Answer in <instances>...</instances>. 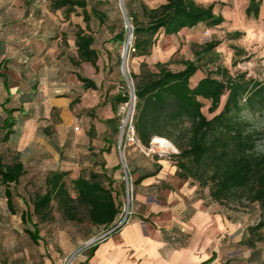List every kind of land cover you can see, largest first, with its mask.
<instances>
[{"label":"rangeland","instance_id":"374dc122","mask_svg":"<svg viewBox=\"0 0 264 264\" xmlns=\"http://www.w3.org/2000/svg\"><path fill=\"white\" fill-rule=\"evenodd\" d=\"M166 1L87 0L90 11L87 22L82 8L68 15L65 9L53 10L52 0H0V38L7 39L6 49L0 53L6 78L0 77V125L7 116L6 110L11 108L16 109L14 116L18 121L17 133L9 142L0 144V153L6 161L19 157L27 170L14 189L16 214L8 208L4 188L0 186V264H77L88 254L87 242L105 232L104 228L87 222L65 219L54 202L53 219L40 223L41 241L36 243L26 230L33 226L24 222L21 214L27 209L25 199L29 194L45 191V179L52 170L70 171L66 180L72 191L73 179L92 168L95 153L100 155L101 136L108 127L104 120L114 115L119 117L120 124L117 133L110 128L109 134L121 166L116 188L120 189L123 203L127 199L133 201L134 216L140 211L136 185L132 179L128 188L126 180V172L132 178L126 151L129 145L140 144L137 137L131 139L137 98L117 109H113L112 99L124 90V85L129 92L134 88L131 74L141 72L144 61L151 69L158 62L167 63L172 70L183 69L184 61L195 59L194 52L201 50L202 45L216 41L219 42L214 49L218 55L216 62L201 66L195 81L219 65L228 68L235 80L244 77L264 82V0L258 19L245 14L249 0H196L204 6L213 3L214 12L221 14L224 22L213 27L202 23L172 35L161 30L151 54L140 56L135 52L133 19L129 14L141 13L143 4L154 8ZM91 8L100 16L91 12ZM79 26L95 38L94 47L99 52L97 67L89 62L75 67L72 62L76 57L74 42ZM122 29L126 30L125 40L118 38ZM237 32L241 34L235 35ZM237 48L245 49V54H237ZM204 57L203 63L209 55ZM76 71L94 79L99 88H84ZM226 98L227 94L214 113L208 110L211 102L204 100V113L212 117L221 111ZM240 116L249 122V130L261 131L257 151L264 152V107L254 111L244 108ZM175 137L179 138L178 132ZM153 140L154 137L148 151L174 164L173 154L179 152L174 143L167 139L173 148H163ZM146 157L139 156L141 165L147 163ZM98 158L101 161L105 157ZM203 179L209 180V174H204ZM181 181L190 188L196 187V197L234 224L233 239L250 233L249 227L264 217L259 204L250 201L244 190L231 193L230 198L221 202L210 196V183L203 185L193 177ZM237 247L241 248L239 243ZM242 248L243 252L236 256L250 260L245 263L241 258L236 264H264V241L257 242L255 252Z\"/></svg>","mask_w":264,"mask_h":264},{"label":"trees","instance_id":"16d2710c","mask_svg":"<svg viewBox=\"0 0 264 264\" xmlns=\"http://www.w3.org/2000/svg\"><path fill=\"white\" fill-rule=\"evenodd\" d=\"M262 0H249L245 9L248 18L258 19ZM53 10L65 9L68 15L78 8L83 9L84 20L89 22L90 11L87 0H52ZM91 12L100 16L94 8ZM135 52L148 56L155 45L156 36L161 30L165 34H178L184 28H193L199 24L217 26L224 22L221 14L214 12V4L204 6L196 0H167L157 7L150 8L143 4L141 13L131 12ZM143 16V17H142ZM237 32L235 35H240ZM125 40L126 30L122 29L119 37ZM76 57L72 58L75 67L89 62L97 67L99 52L94 47L95 38L81 26L75 33ZM219 42H208L202 49L195 51V59L184 61V68L172 70L167 63L158 62L151 69L146 61L143 70L131 74L137 98L135 131L138 140L150 146L155 136L169 139L178 148L173 154L174 164L179 169L181 178L193 177L203 185L211 184L210 196L218 201L230 198V194L244 190L250 201L259 204L264 216V152L257 151L259 130H249V122L240 116L244 108L255 110L264 107V82L257 80H235L229 69L216 65L215 71H209L198 80L195 75L201 66L216 62L218 55L214 49ZM237 54H245V49L237 48ZM204 55H209L203 63ZM207 59V58H206ZM5 65L0 61V77ZM77 78L84 88L98 89L96 81L76 71ZM6 80V78H5ZM112 99L113 109L130 100L127 86ZM227 94L221 111L208 117L204 111V100L211 102L208 110L214 113L221 105L222 97ZM260 106V107H259ZM7 116L0 125V144L9 142L17 133L15 108L7 109ZM112 133L120 129L119 117L114 115L104 120ZM178 132L180 140L175 137ZM110 147L102 148L94 154L92 168L82 171L73 179L72 191L67 183L69 170H52L45 179V191L29 194L25 199L27 209L21 219L30 223L33 229H26L30 238L41 241L40 223L53 219V205L57 202L62 216L75 222L104 228L114 227L120 217L123 201L116 188L118 178L115 173L120 164L107 167L105 158L99 160ZM97 166L98 168H96ZM27 170L23 161L15 157L6 161L0 153V186L4 188L8 208L16 214L14 189L18 188L21 178ZM140 175L134 184L151 175ZM209 174V180L203 175ZM264 217L249 227L238 242L241 247L256 251L257 242L264 241ZM121 228H116L114 232ZM98 242L89 247L88 257L93 255ZM211 257L206 262H211Z\"/></svg>","mask_w":264,"mask_h":264},{"label":"crops","instance_id":"0c3cea01","mask_svg":"<svg viewBox=\"0 0 264 264\" xmlns=\"http://www.w3.org/2000/svg\"><path fill=\"white\" fill-rule=\"evenodd\" d=\"M6 40L0 38V53L6 49ZM103 132L100 149L110 147L103 155L111 168L120 163L111 144V129L105 127ZM129 146L126 153L133 181L152 173L136 185L141 209L128 225L99 241L93 255L81 257L77 264H236L241 258L249 262L250 257L236 256L244 249L237 247L241 237L233 239L234 224L196 197V187L181 181L175 164L153 155L148 151L151 146L141 142ZM144 154L147 163L141 165L139 156Z\"/></svg>","mask_w":264,"mask_h":264},{"label":"built area","instance_id":"2783aa9c","mask_svg":"<svg viewBox=\"0 0 264 264\" xmlns=\"http://www.w3.org/2000/svg\"><path fill=\"white\" fill-rule=\"evenodd\" d=\"M135 99H136L135 91H134V88L131 87V89H130V100L132 102H135ZM131 135H132L131 139L135 140V137H137L135 127L131 128ZM129 176L130 175L126 172V180H127V187L128 188L130 187L131 181H132V178H130ZM134 215H135L134 203L131 199H127L122 205L121 214H120V217H119L116 225L114 227H112L111 229L106 230L101 235L94 237L93 239L88 241L86 246L90 247L91 245L95 244L96 242L104 240L111 233H113L116 228L125 227L126 225H128L133 220Z\"/></svg>","mask_w":264,"mask_h":264},{"label":"bare ground","instance_id":"6f19581e","mask_svg":"<svg viewBox=\"0 0 264 264\" xmlns=\"http://www.w3.org/2000/svg\"><path fill=\"white\" fill-rule=\"evenodd\" d=\"M153 142L159 144L163 148H173V145L169 140L160 136H155Z\"/></svg>","mask_w":264,"mask_h":264}]
</instances>
